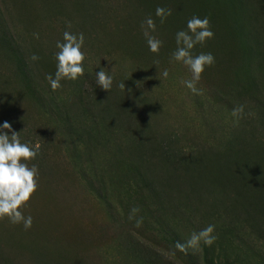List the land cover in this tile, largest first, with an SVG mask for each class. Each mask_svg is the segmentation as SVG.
<instances>
[{"label":"rangeland","instance_id":"374dc122","mask_svg":"<svg viewBox=\"0 0 264 264\" xmlns=\"http://www.w3.org/2000/svg\"><path fill=\"white\" fill-rule=\"evenodd\" d=\"M193 17L214 33L192 50L215 60L199 94L173 58ZM65 31L84 35V76L53 91ZM4 122L39 145L38 188L30 229L0 221V264H264V0H0ZM209 225L211 246L175 247Z\"/></svg>","mask_w":264,"mask_h":264},{"label":"clouds","instance_id":"9594fccd","mask_svg":"<svg viewBox=\"0 0 264 264\" xmlns=\"http://www.w3.org/2000/svg\"><path fill=\"white\" fill-rule=\"evenodd\" d=\"M171 14L170 9L166 10L161 7L156 9V16L160 18L161 23H164ZM145 24L146 27L142 25L143 35L150 51L158 54L162 41L152 35L156 30L155 22L149 17ZM68 26L71 27V24ZM187 28L188 32L179 31L176 34L177 50L173 53V58L182 62L192 74L190 80L183 81L184 85L194 94H199L196 83L200 81L205 66H212L215 60L211 53L193 56L192 50L197 44L203 45L206 40L213 38L214 33L210 30V22L207 18L193 17L188 21ZM36 38H39L38 34H36ZM63 39L64 43L58 41L56 44L60 51L56 56L58 64L55 79L51 75L46 77L53 91L61 87L60 81L62 79L76 81L84 76L85 55L81 51L84 45L83 33L77 36L65 31ZM31 59L36 61L39 57L33 55ZM154 63L158 64L159 61H154ZM159 75L167 79L169 73L164 70ZM96 83L106 92L111 89L113 79L108 74L107 69H101L96 73ZM119 87L121 90H125L124 82ZM130 91L131 89H129ZM243 115V105L237 106L232 111V116L236 118L237 123L243 118ZM9 132L11 135L7 134ZM19 136L20 133L15 132L10 123H3L2 129H0V221L7 218L13 225L23 223L24 229L28 230L32 227L33 219L30 215L25 217L22 209L28 204L38 188V168L35 165L29 167L28 162L37 156L39 145H36V150H34L27 144L21 143ZM138 212V208H133L129 220L134 219ZM141 224L142 218L136 220L137 227H140ZM213 232L214 225H209L198 233L194 232L185 243L177 242L175 247L181 252H187L189 248L194 250L199 248L201 241L204 245L211 246L216 240V237L212 235Z\"/></svg>","mask_w":264,"mask_h":264},{"label":"trees","instance_id":"16d2710c","mask_svg":"<svg viewBox=\"0 0 264 264\" xmlns=\"http://www.w3.org/2000/svg\"><path fill=\"white\" fill-rule=\"evenodd\" d=\"M168 151H165V154H167Z\"/></svg>","mask_w":264,"mask_h":264}]
</instances>
